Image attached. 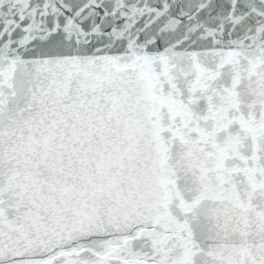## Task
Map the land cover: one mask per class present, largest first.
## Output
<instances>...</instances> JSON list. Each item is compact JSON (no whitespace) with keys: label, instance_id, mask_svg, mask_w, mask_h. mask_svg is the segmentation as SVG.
Listing matches in <instances>:
<instances>
[{"label":"snow or ice","instance_id":"1","mask_svg":"<svg viewBox=\"0 0 264 264\" xmlns=\"http://www.w3.org/2000/svg\"><path fill=\"white\" fill-rule=\"evenodd\" d=\"M0 264H264V0H0Z\"/></svg>","mask_w":264,"mask_h":264}]
</instances>
